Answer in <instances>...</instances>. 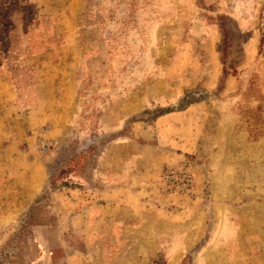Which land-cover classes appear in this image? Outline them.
I'll use <instances>...</instances> for the list:
<instances>
[{
  "label": "rangeland",
  "instance_id": "obj_1",
  "mask_svg": "<svg viewBox=\"0 0 264 264\" xmlns=\"http://www.w3.org/2000/svg\"><path fill=\"white\" fill-rule=\"evenodd\" d=\"M0 264H264V0H0Z\"/></svg>",
  "mask_w": 264,
  "mask_h": 264
},
{
  "label": "trees",
  "instance_id": "obj_2",
  "mask_svg": "<svg viewBox=\"0 0 264 264\" xmlns=\"http://www.w3.org/2000/svg\"><path fill=\"white\" fill-rule=\"evenodd\" d=\"M51 177H52V176H51ZM64 186H65V187H66V186H70V183H67V184H65Z\"/></svg>",
  "mask_w": 264,
  "mask_h": 264
}]
</instances>
